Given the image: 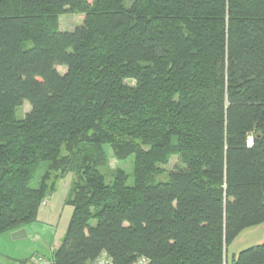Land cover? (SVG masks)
Here are the masks:
<instances>
[{
    "label": "trees",
    "instance_id": "obj_1",
    "mask_svg": "<svg viewBox=\"0 0 264 264\" xmlns=\"http://www.w3.org/2000/svg\"><path fill=\"white\" fill-rule=\"evenodd\" d=\"M68 174L54 264H264V0H0V234Z\"/></svg>",
    "mask_w": 264,
    "mask_h": 264
},
{
    "label": "rangeland",
    "instance_id": "obj_2",
    "mask_svg": "<svg viewBox=\"0 0 264 264\" xmlns=\"http://www.w3.org/2000/svg\"><path fill=\"white\" fill-rule=\"evenodd\" d=\"M81 15H74V14H64L60 15L57 19L58 27L61 31H72L75 27H77L81 23ZM29 44H27L28 46ZM58 72L63 74L66 69L64 67H58ZM30 110L29 104L24 102L18 109H17V119H22L26 113ZM108 155L107 164L100 169V171L105 175L106 179L110 181L111 174L116 170H123L124 172L131 174L132 171V161L133 158H129L127 161H116L110 152V150H106ZM175 160L172 158L168 165L161 167V171L153 174L149 179L150 183H157V182H164L167 180V172L171 169ZM73 180V176L71 174L66 175L57 185L55 193L49 197V200L59 206L58 212L61 213V209L63 208V212L61 214V218L58 223H53L50 225L47 234H41V239H45V241L52 242L54 240V244L60 243V240L63 237V234L66 230V226L68 220L70 218V214L68 217V212L71 211L70 207H63V200L67 194L68 188ZM132 183V179H129L128 185ZM36 224V223H35ZM33 224L32 226L36 228V225ZM40 228V227H39ZM33 237L29 239L31 246L33 248L37 247L42 244V241H36L33 244ZM264 241V224L247 228L241 231L229 244L225 253L226 261L231 262L232 259L236 258L238 253L250 248L255 245H260ZM55 244V245H56ZM42 255H47L48 251L42 250ZM47 258V257H45Z\"/></svg>",
    "mask_w": 264,
    "mask_h": 264
},
{
    "label": "crops",
    "instance_id": "obj_3",
    "mask_svg": "<svg viewBox=\"0 0 264 264\" xmlns=\"http://www.w3.org/2000/svg\"><path fill=\"white\" fill-rule=\"evenodd\" d=\"M63 207H69L64 204V200ZM58 209L59 206H56L47 198L38 211L36 221L22 228L27 234L26 239L13 241L10 237L12 232L0 234V264H25V262L33 256L51 257L53 251H55L59 244L55 243V245L54 240L52 242L50 241L49 244L45 239H41L40 235L47 234L46 231H48L50 225L59 222L63 208L61 209V213L58 212ZM71 212L72 209L68 212V217L69 214L71 215ZM33 224L36 225V228L32 226ZM31 236L33 237V244H35L36 241H42L38 249L37 247L33 248L30 242H28ZM42 250L48 251L49 253L44 256L41 253Z\"/></svg>",
    "mask_w": 264,
    "mask_h": 264
},
{
    "label": "built area",
    "instance_id": "obj_4",
    "mask_svg": "<svg viewBox=\"0 0 264 264\" xmlns=\"http://www.w3.org/2000/svg\"><path fill=\"white\" fill-rule=\"evenodd\" d=\"M248 144H251V139H248ZM25 264H54V261L51 257H37L33 256L29 258ZM91 264H112L111 259L105 254L101 253L100 256L95 259ZM133 264H147V260L143 257L137 259Z\"/></svg>",
    "mask_w": 264,
    "mask_h": 264
},
{
    "label": "water",
    "instance_id": "obj_5",
    "mask_svg": "<svg viewBox=\"0 0 264 264\" xmlns=\"http://www.w3.org/2000/svg\"><path fill=\"white\" fill-rule=\"evenodd\" d=\"M13 241H19L27 238V234L24 229H19L10 234Z\"/></svg>",
    "mask_w": 264,
    "mask_h": 264
}]
</instances>
